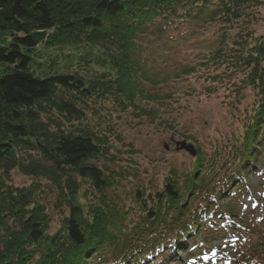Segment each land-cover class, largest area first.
<instances>
[{"label":"trees","instance_id":"obj_1","mask_svg":"<svg viewBox=\"0 0 264 264\" xmlns=\"http://www.w3.org/2000/svg\"><path fill=\"white\" fill-rule=\"evenodd\" d=\"M263 5L0 0V33H10L9 42H0V264H185L195 256L204 257L202 264L214 258L213 264H264V242L241 260L230 253L229 262L211 246L244 226L233 204L263 166L264 38L255 30ZM192 22L218 26V48L176 76L149 72L140 60V38ZM41 46L85 49L79 64L96 70L42 72ZM190 78L207 86L200 96L227 84L235 107L251 90L255 102L244 118L245 133L228 152L207 154L199 147L192 167L171 171L162 191L136 190V207L115 203L109 191L119 188L124 174L98 165L117 163L114 141L123 140L113 115L132 110L140 119L158 120L141 105L174 97L148 86ZM14 171L32 183L16 187ZM49 194H56L57 210H69L52 235ZM224 199L231 205L223 207Z\"/></svg>","mask_w":264,"mask_h":264},{"label":"rangeland","instance_id":"obj_2","mask_svg":"<svg viewBox=\"0 0 264 264\" xmlns=\"http://www.w3.org/2000/svg\"><path fill=\"white\" fill-rule=\"evenodd\" d=\"M260 18L255 30L264 38V5L260 9ZM9 37L10 33H0L1 44L9 42ZM219 40L218 26L202 27L194 22L182 23L162 35L149 33L140 38L142 49L140 60L152 74L161 77L176 76L182 69L198 64L215 51ZM38 51L41 56L38 62L42 64V72L55 71L67 74L80 72L87 67L96 70L88 65L79 64V57L86 54L85 49L60 50L41 46ZM53 61L56 65L50 71L48 66ZM206 87L202 81L198 82L194 78L185 81L174 79L155 87L149 85L148 89L153 93L174 97L163 105L146 103L141 105L156 112L158 120L140 119L132 110L128 114L113 115L112 124L118 129L123 143H116L113 140L119 151L114 153L117 155V163L100 161L98 165L111 172L124 174L125 179L119 188L109 191L115 203L136 207L134 204L136 190L146 188L152 193L162 191L171 171L190 169L196 156L193 157L186 151H178L177 143L187 141L196 151L200 147L204 153L211 154L216 148L228 152L231 145L242 138L245 133L244 118L247 110H250L255 102L254 93L251 90L245 91L241 103L235 107L231 106L232 97L227 90V84L215 86L216 93L211 97L200 96ZM186 137H192L195 141L187 140ZM262 165L260 174L248 178V192L233 204L244 221V226L238 227L239 230L227 238L212 242L211 246L224 254V261H230L228 258L230 253H233L232 257L235 259L241 260L243 253L254 251L257 243L264 242V159ZM12 183L16 187H26L32 180L19 171H14ZM55 195L49 194L46 200L52 219L49 235L58 232L63 220L69 215L66 207L57 210ZM228 205H231V202L224 199L222 206ZM200 237L198 234V238ZM203 258L195 256L186 259L185 264H193L195 261L202 264ZM216 261L217 258H214L209 264Z\"/></svg>","mask_w":264,"mask_h":264},{"label":"water","instance_id":"obj_3","mask_svg":"<svg viewBox=\"0 0 264 264\" xmlns=\"http://www.w3.org/2000/svg\"><path fill=\"white\" fill-rule=\"evenodd\" d=\"M178 151L185 150L190 153L193 157L197 156V151L193 145H189L187 142L177 143Z\"/></svg>","mask_w":264,"mask_h":264},{"label":"snow or ice","instance_id":"obj_4","mask_svg":"<svg viewBox=\"0 0 264 264\" xmlns=\"http://www.w3.org/2000/svg\"><path fill=\"white\" fill-rule=\"evenodd\" d=\"M205 259H208V257H205Z\"/></svg>","mask_w":264,"mask_h":264},{"label":"bare ground","instance_id":"obj_5","mask_svg":"<svg viewBox=\"0 0 264 264\" xmlns=\"http://www.w3.org/2000/svg\"><path fill=\"white\" fill-rule=\"evenodd\" d=\"M177 150H178V148H177ZM183 151H185V150H183Z\"/></svg>","mask_w":264,"mask_h":264}]
</instances>
